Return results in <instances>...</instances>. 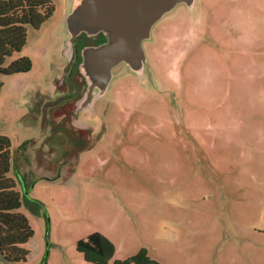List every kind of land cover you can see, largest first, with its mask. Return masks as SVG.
<instances>
[{
	"label": "rangeland",
	"instance_id": "rangeland-1",
	"mask_svg": "<svg viewBox=\"0 0 264 264\" xmlns=\"http://www.w3.org/2000/svg\"><path fill=\"white\" fill-rule=\"evenodd\" d=\"M53 1L6 60L32 68L0 72V134L34 229L27 259L0 264H92L76 245L93 231L115 243L110 264L143 246L166 264H264V0L177 3L141 67L115 65L79 114L88 76L65 66L82 0ZM71 82L68 108L54 87Z\"/></svg>",
	"mask_w": 264,
	"mask_h": 264
},
{
	"label": "trees",
	"instance_id": "trees-1",
	"mask_svg": "<svg viewBox=\"0 0 264 264\" xmlns=\"http://www.w3.org/2000/svg\"><path fill=\"white\" fill-rule=\"evenodd\" d=\"M56 9L53 0H0V72L11 74L28 71L32 60L23 55L6 60L27 42L28 25L40 27ZM3 83L0 81V92ZM26 143H23L25 147ZM11 140L0 134V251L8 260L27 259L29 250L24 246L34 235V229L22 205V194L10 175L12 170ZM23 147V148H24ZM77 249L92 264H110L116 252L115 243L104 233L93 231L77 241ZM114 264H166L149 254L143 246L138 252L114 260Z\"/></svg>",
	"mask_w": 264,
	"mask_h": 264
},
{
	"label": "water",
	"instance_id": "water-1",
	"mask_svg": "<svg viewBox=\"0 0 264 264\" xmlns=\"http://www.w3.org/2000/svg\"><path fill=\"white\" fill-rule=\"evenodd\" d=\"M195 0H82L71 17L73 38L85 31H107L109 39L85 52L82 66L88 76V96L95 86L105 88L113 76L112 68L121 61L134 69L145 57L143 40L153 24L179 2L193 5Z\"/></svg>",
	"mask_w": 264,
	"mask_h": 264
},
{
	"label": "flooded vegetation",
	"instance_id": "flooded-vegetation-1",
	"mask_svg": "<svg viewBox=\"0 0 264 264\" xmlns=\"http://www.w3.org/2000/svg\"><path fill=\"white\" fill-rule=\"evenodd\" d=\"M109 39V33L107 31H99L97 33L94 34H89L85 31H81L80 33H78L74 38H73V43H72V54L71 56H69V60L68 63L66 64L65 68L67 71L70 70H74L76 67L79 70L80 66H82V64L85 61V52L87 49L89 48H94V47H98L101 46L102 44H104L105 42H107ZM72 87L74 86V92H67V94L65 92H63V88L65 86H55L54 87V91L56 92V97L58 100H65L64 101V105L68 106V102L67 100L76 95L78 92V84L76 82H71ZM58 92V93H57ZM55 97V99H56ZM62 98V99H61ZM93 97L88 96V93L85 97H83L79 104L77 105V107L74 108V110L79 114L91 101H92ZM70 101V100H69ZM66 106L63 107V109H66ZM71 106V105H69ZM68 106V108H69ZM67 108V109H68ZM74 111V113H75ZM75 115V114H74ZM85 122H82V124H84ZM86 124H84L83 126L85 127ZM87 126H91L93 131H95V127L93 125H87ZM82 127V128H84ZM90 135V134H89Z\"/></svg>",
	"mask_w": 264,
	"mask_h": 264
}]
</instances>
